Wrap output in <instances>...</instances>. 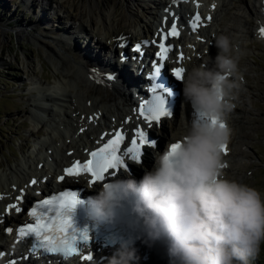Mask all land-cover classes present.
I'll return each instance as SVG.
<instances>
[{
	"label": "clouds",
	"instance_id": "9594fccd",
	"mask_svg": "<svg viewBox=\"0 0 264 264\" xmlns=\"http://www.w3.org/2000/svg\"><path fill=\"white\" fill-rule=\"evenodd\" d=\"M214 43L212 66L194 65L182 80L184 99L205 117L185 124L172 142L178 147L166 145L156 153L152 169L138 182L103 181L91 198L95 219L112 221L118 208L126 209L133 232L108 264H132V245L141 238L149 246L163 245L169 264H251L259 254L264 198L227 177L222 150L233 135L229 119L243 88V53L228 35L219 34Z\"/></svg>",
	"mask_w": 264,
	"mask_h": 264
},
{
	"label": "bare ground",
	"instance_id": "6f19581e",
	"mask_svg": "<svg viewBox=\"0 0 264 264\" xmlns=\"http://www.w3.org/2000/svg\"><path fill=\"white\" fill-rule=\"evenodd\" d=\"M98 2L99 0H87L85 10L75 11L77 8L74 7V0L56 1L57 10L67 13L70 18L73 15L76 22L75 29L79 33L85 32L89 35L91 42L93 41V49L96 51L77 48L73 43L71 33L70 36L63 35L64 42L56 33L54 36V33L51 32L52 37H46L53 45L59 47L57 51L49 43H43L52 51L54 57L58 59V63L60 62V80L63 85L60 90H58L59 86H56L49 92H40L37 101L29 103L26 107V112H29L30 107L34 108L46 117H51L53 122L48 137L41 141L40 147L43 151L38 150L32 158L26 159L22 164L9 167V173H0V223L3 225L15 219L13 210L8 213L5 211V204L13 201L14 196L21 193V189L24 190L23 194L26 201L37 198L39 194L43 193L44 188L53 184L54 177L62 165L73 157H83L84 152L93 143L100 140V133H110L117 124L126 127L132 126L131 123L136 121L133 113V100L136 95L133 90L140 85L138 79L140 78L139 74H141L142 62L135 58L136 53L129 52V44L138 39L157 36L161 29V23L167 22L166 16L168 19L176 17L182 22L181 9L185 14L190 6L197 7L199 5L201 7L206 2L207 6L203 13L213 15L211 21L214 22L209 21L207 23L208 28H204L201 33L190 34L183 31L177 41L181 42L188 52L189 59L184 60L188 69L194 65H201L203 62L211 67L212 59H215L218 49L214 45H201L196 39L198 36L205 35L210 38L214 34H225L231 37L237 47L236 32L238 27L227 24L231 21L230 18L238 19L241 17L239 10L242 9L249 15L258 18L259 22L260 20L264 21V0H262V7L260 6L261 0H226L225 2L223 0L224 5L221 0H187L180 4L178 9L173 8V1L171 0H130L121 3L119 10L114 3H104L100 7ZM213 4L215 5L214 8L212 7ZM221 14L223 15L218 17ZM60 18L56 14L55 21L60 20ZM38 21L42 22L40 19ZM4 31L0 28V46L5 41ZM188 39H192V41L189 43ZM61 42L64 43V46ZM188 46L189 48H187ZM74 48L78 49L80 52L78 54L81 57L84 56L83 58L93 64L88 66L89 69L86 70L71 56L73 54L71 51ZM238 48L242 51L241 45ZM121 50L126 55L124 60L119 57ZM127 62H131V66L128 67ZM24 73L30 78L33 75V70L26 65ZM109 75H112L114 79L108 80ZM246 94V91L241 92L240 98ZM181 98H184L183 84L181 86ZM237 107L229 119V124L233 129L232 139L228 145L229 154L234 152L231 144L240 136L236 128L244 126ZM176 109H178L177 116L173 115L171 119L163 120L159 128L151 127L158 136L159 144L173 140L183 130V126L189 122L186 108L178 105ZM89 117L92 119L89 120ZM43 120L40 118V122ZM81 128L85 130L81 132ZM41 132L42 128L40 127L37 129V133ZM246 135L247 137L251 136L249 133ZM69 150H71V155L68 154ZM229 154L226 155L225 159ZM241 154L242 156L245 155L244 153ZM152 167L153 156L149 154L143 163L136 167L138 181L142 179L145 171L151 170ZM239 169L241 168L239 167ZM33 177L38 180L34 186H31L29 180ZM42 178L45 180L43 181ZM2 231L3 227L0 224V240H4ZM159 246L160 244H156V246L146 244L145 248L152 253L151 261L157 257L165 263H169L167 253L162 254L163 250ZM24 264L34 263L26 261ZM51 264H82V262L76 259H72L68 263L52 262L51 260ZM136 264L146 263L138 261Z\"/></svg>",
	"mask_w": 264,
	"mask_h": 264
},
{
	"label": "rangeland",
	"instance_id": "374dc122",
	"mask_svg": "<svg viewBox=\"0 0 264 264\" xmlns=\"http://www.w3.org/2000/svg\"><path fill=\"white\" fill-rule=\"evenodd\" d=\"M56 1L0 0V28L5 30L6 35L0 46V173L7 174L9 167L32 158L41 141L48 137L52 126L51 117H42V112L31 107L26 112L27 105L36 102L40 92H45V89L49 92L56 86L60 90L63 85L60 80V62L43 43H49L57 51L59 47L46 37H52V33L55 36L56 33L64 42L63 35L70 36L71 33L77 48L95 50L89 35L75 29L73 15L70 18L67 13L57 10ZM128 1L130 0H99L98 5L102 7L104 3H114L119 10L121 3ZM221 2L224 5L223 0ZM86 5L87 0H74V7L78 9L75 11L85 10ZM239 12L243 17L230 18L231 21L227 24H233L238 27V31L241 30L236 32V44L237 49L240 45L242 47V51L239 49L243 53L239 66L243 79L242 90L247 94L237 102V110L244 126L236 128L240 136L231 144L234 152L228 156L229 167L226 174L229 179L254 187L264 198V42L256 36V18L242 9ZM56 14L61 17L60 20L55 21ZM63 42L61 44L64 46ZM71 52V56L86 70L90 64L93 65L78 54V49L74 48ZM26 65L33 70L30 78L24 73ZM40 118L44 120L40 122ZM40 127L42 132L37 133ZM248 133L251 136L247 137ZM38 150L43 151L41 147L36 152ZM241 153L245 155L242 156ZM149 154L150 152L147 155ZM161 249L162 254H165V248ZM154 258L148 264H169L160 258ZM251 264H264V242Z\"/></svg>",
	"mask_w": 264,
	"mask_h": 264
},
{
	"label": "snow or ice",
	"instance_id": "6c2138e0",
	"mask_svg": "<svg viewBox=\"0 0 264 264\" xmlns=\"http://www.w3.org/2000/svg\"><path fill=\"white\" fill-rule=\"evenodd\" d=\"M175 2V0H174ZM199 7V5H197ZM213 8L215 5L213 4ZM168 10L166 9V12ZM168 17H165L167 21ZM211 15L206 17L207 21H211ZM204 21L199 12H197L191 21V30L195 32ZM260 35L264 36V27H261ZM158 35L160 40L157 44L156 40L151 41L153 44H157L158 51L156 52V57L158 61L154 62V71L151 73V77L155 80V77L159 75L160 70L164 67V61L168 58V53L171 50L170 46L166 45L165 41L168 37H178L180 31L178 30L177 24L175 22L171 23L169 30L161 28ZM123 39V38H121ZM144 44L150 43L149 41H144ZM141 49V44L135 46V50L139 51ZM123 58V57H122ZM180 60L184 59L183 53L179 56ZM175 78L182 81L185 74V69L183 67H175L172 70ZM108 80L114 79L112 75L107 77ZM159 85L153 83L150 91L153 93V98L151 101L143 102L138 110V117H143L146 122L148 129L153 127V122L159 124L162 118L170 117L172 112L168 105V100L166 99L164 91H158ZM198 119H203L205 114L196 111ZM89 120L92 117L88 118ZM213 123H215V118H213ZM223 127L224 125L221 124ZM85 129L81 128V132ZM104 136H110L102 146L98 147L96 150L90 152V158L85 161L74 160L71 166L63 169L65 175L59 177L60 180H64L67 177H79L82 173H90L92 177L91 183L95 184L96 181H104L105 175L110 173V170L116 169L117 165L122 164L123 160L120 155L121 144L125 140V135L119 129L113 130L111 133H105ZM101 137V140L104 139ZM155 140H150L148 133L139 127L135 129V135L131 139V146L127 147L124 152L125 154L131 153L132 157L137 161L141 156V148L148 144H155ZM178 147L177 143H171L170 148L175 149ZM222 150L224 154L227 155L229 149L228 145H223ZM71 155V154H70ZM114 174V173H111ZM31 184H36L37 181L33 179ZM23 193V189L20 190ZM63 199L60 201L59 208L63 212L58 215H48L52 212V205L55 197L52 199H44L38 201L28 212V215L34 218V222L26 223L21 225L17 232V240H23L29 238L32 243V248L30 249L33 253H45V254H61L64 258H70L78 255L80 248H78V240L87 242L89 240V235L87 230L82 233H75L72 229L71 219L68 216L66 210L75 206L78 202L74 196H71L67 192L61 193ZM23 199V195L16 197V202L7 206L5 211L15 210L17 213L21 212L22 209L19 206V202ZM5 231L9 234L13 232L11 227L6 228ZM5 255L4 252L0 251V257ZM84 261H92L93 256L91 254L84 255L81 257ZM27 259V257H25ZM8 264H17L15 259L9 260Z\"/></svg>",
	"mask_w": 264,
	"mask_h": 264
}]
</instances>
